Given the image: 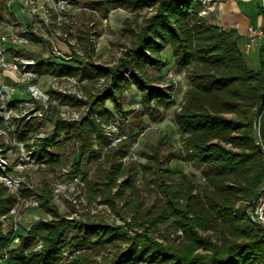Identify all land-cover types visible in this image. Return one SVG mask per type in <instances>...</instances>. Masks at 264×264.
Returning a JSON list of instances; mask_svg holds the SVG:
<instances>
[{"label": "rangeland", "instance_id": "obj_1", "mask_svg": "<svg viewBox=\"0 0 264 264\" xmlns=\"http://www.w3.org/2000/svg\"><path fill=\"white\" fill-rule=\"evenodd\" d=\"M144 1L0 0V70L5 68L1 58L7 64L17 65L15 72L8 71L5 75L9 88L16 85L15 99L7 104L10 110H5V118L0 116V145L6 146H0L3 148L0 153L9 159L8 169L3 171L0 167V192L5 190L14 196L10 209L0 213V222L7 234L16 235L11 249L23 244L25 234L34 241L33 249L26 254L34 249L41 253L45 240L42 233L33 231L34 227L39 221L64 218L74 223L103 221L116 231L111 234L110 230L108 236L113 242L101 251L98 248L92 252V244L58 245L54 250L59 258L57 264H68L83 254L108 264L117 255L129 252L131 238L146 232L143 227L146 222L143 226L136 224V219L140 220L138 205L141 203L140 211L154 210L158 197L162 196L153 179L158 171L144 169L143 164L150 162L145 152L161 158L165 166H173L176 172L166 175L167 182L173 183V190H178L174 185L182 182L183 173L194 176L199 186L206 183L202 168L185 158L187 149L176 122V114L193 85L192 68L178 65L171 47L162 52L167 62L163 71L150 65L143 73L133 67L138 75H146L153 87L171 92L166 105L146 109L142 88L130 72L125 74L134 83L123 87L116 98L113 94L105 95L114 81L112 69L129 56L143 27L157 12V3L144 4ZM202 1L205 7L200 15L211 23L214 0ZM134 2H138V7L133 6L137 4ZM60 63L75 67L61 70ZM257 63V60L249 62L255 69L261 61L259 67ZM92 70L105 73L95 75ZM0 77L4 76L0 73ZM2 105L0 96V115L4 112ZM119 105L125 112H121ZM58 122L66 129L58 132ZM22 133L24 138L19 136ZM82 133L90 137L94 149L91 160L87 155L79 157ZM14 140L19 144L14 145ZM44 143L46 149L38 154ZM23 145L28 155L25 162L18 153V146ZM171 151L177 156L170 161L166 157ZM49 153L54 155L55 162ZM20 162L22 167L18 170L16 166ZM111 162L118 168L117 179L111 194H107L95 177L101 170H109ZM5 175L17 178L15 184H7ZM131 179L142 195L136 200L134 188L129 185ZM199 190L198 187L196 191ZM48 206L56 212L49 211ZM173 219L157 221L156 226L149 227L150 233L164 246L187 238ZM122 228L129 235L122 236ZM197 252L206 253L204 249ZM4 256L0 264H6L9 254ZM150 257L151 253L141 257L128 255L123 264H171L168 260L158 261V256Z\"/></svg>", "mask_w": 264, "mask_h": 264}, {"label": "trees", "instance_id": "obj_2", "mask_svg": "<svg viewBox=\"0 0 264 264\" xmlns=\"http://www.w3.org/2000/svg\"><path fill=\"white\" fill-rule=\"evenodd\" d=\"M147 1L158 4L157 12L143 27L140 39L129 56L112 69L114 81L105 95L113 94L116 98L123 87L134 83V79L125 74L130 72L142 88L146 109L166 105L171 92L153 87L145 79L146 75H138L133 67L143 73L150 65L163 71L167 62L162 52L171 47L176 63L192 68L193 85L186 102L176 114V122L182 133V144L187 149L185 158L202 168L206 183L199 186L194 176L183 173L182 182L174 185L178 190H173V183L169 184L166 179L167 174L176 172L173 166H165L161 158L145 152L144 156L150 162L143 164L144 169L158 171V176H153V179L163 197H158L154 210L140 211L141 203L138 205L140 220L137 218L136 224L143 226L146 222L143 226L146 232L131 238L129 252L125 251L107 263L123 264L128 255L141 257L151 253L150 258L158 256V261L168 260L171 264H264V223L253 215L264 196V152L257 144L260 140L264 148V110L255 123L264 90V60L259 68H252L240 46L236 30L209 23L200 15L205 7L202 0H145L144 4H148ZM134 3L137 4L133 6L138 7V2ZM144 59L147 62H143ZM59 66L61 70L75 67L61 63ZM84 70L87 72L88 69ZM92 72L95 75L105 73ZM119 108L125 112L121 105ZM133 127L132 124V131ZM65 129L58 122V132ZM81 135L84 136H81L79 157L87 155L91 160L94 149L90 137ZM19 136L24 138L23 133ZM0 146L6 147L5 144ZM42 149H46L45 143L39 147L38 154L44 152ZM49 154L55 162L54 155ZM176 156L177 153L171 151L166 159L171 158V161ZM111 164L109 170H101L95 177L96 182L104 185L107 194H111L117 179L118 168L115 162ZM133 181L131 179L129 185L134 188L132 193L136 200L142 195ZM198 187L200 190L196 191ZM0 194V213H4L12 206L14 196L5 190ZM254 198L256 201L250 205ZM47 209L56 212L51 206ZM172 217V222L184 230L187 238L164 246L150 233L149 227ZM110 230L111 234L116 231L103 221L74 223L64 218L52 222L39 221L33 231L42 233L44 249L41 253L34 249L26 254L34 243L30 236L24 234L23 244L11 249L16 235L7 234L0 222V258L4 259L3 255L8 253L6 264H57L59 258L54 250L58 245L68 242L87 247L92 244V252L98 248L101 251L113 242V238L108 236ZM120 232L122 236L129 235L123 228ZM198 249H204L206 253H199ZM90 256L79 255L68 264H101Z\"/></svg>", "mask_w": 264, "mask_h": 264}, {"label": "crops", "instance_id": "obj_3", "mask_svg": "<svg viewBox=\"0 0 264 264\" xmlns=\"http://www.w3.org/2000/svg\"><path fill=\"white\" fill-rule=\"evenodd\" d=\"M212 4V21L224 28L236 30L248 63L264 60V34L256 39L249 51L245 50L251 37L250 27L261 28L264 32V0H214Z\"/></svg>", "mask_w": 264, "mask_h": 264}, {"label": "built area", "instance_id": "obj_4", "mask_svg": "<svg viewBox=\"0 0 264 264\" xmlns=\"http://www.w3.org/2000/svg\"><path fill=\"white\" fill-rule=\"evenodd\" d=\"M212 9H213V5H212ZM249 32H250V36L251 37H250V41L247 43V45L245 47L246 51H249L252 48V46L254 45L256 39L261 37L264 34V32H263V30L261 28H255V27H250L249 28ZM1 62H2V65L5 68L3 69V71L0 70V73L4 76V77H0L1 78L0 79V96L3 97V105H4V106L2 105L4 112L0 116L3 117V115H4L3 118H5V110H7V108L10 110V104H9V106L7 104L15 99V94H16V88H15L16 85H14V87H10L9 88L7 86L8 81H7V78L5 77V75L7 74L8 71L15 72L16 71L15 69L17 68V65H15V64L14 65L7 64L6 60L2 59V58H1ZM32 92H33V94H35V90H32ZM12 108H14V107L12 106ZM6 118H7V116H6ZM14 142H13L14 145L19 144L17 140H14ZM18 147H19L18 153H20V159H21L22 162H25L26 158L28 156L27 153H26V149H25L24 145L22 146V148H21V146H18ZM0 150H3V148H0ZM22 162H20L16 166V168L18 170L22 167V165H21ZM8 163H9V159H7V157L4 156V155L2 156V153H0V167H1V169L2 170L3 169H5V170L8 169L7 168ZM5 170H3V171H5ZM4 179L6 180L7 184H9L11 186V185L15 184V180L17 178H14L13 176H10V175H5ZM254 214L257 215L258 219L260 221H263V223H264V196L260 199L258 207L253 212V215Z\"/></svg>", "mask_w": 264, "mask_h": 264}, {"label": "water", "instance_id": "obj_5", "mask_svg": "<svg viewBox=\"0 0 264 264\" xmlns=\"http://www.w3.org/2000/svg\"><path fill=\"white\" fill-rule=\"evenodd\" d=\"M263 110H264V90H263V92H262V101H261V103H260V105H259V107H258V109H257V111H256V114H255V123H256V121L258 120V117L260 116V114L262 113ZM257 144H258L260 150L264 152V148H263V146H262L260 140L257 141ZM255 201H256V199L254 198V199L250 202V205H252Z\"/></svg>", "mask_w": 264, "mask_h": 264}]
</instances>
